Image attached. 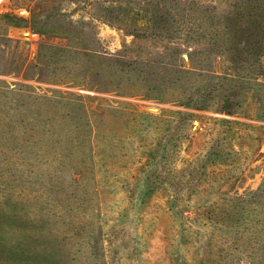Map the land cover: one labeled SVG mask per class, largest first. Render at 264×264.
I'll return each instance as SVG.
<instances>
[{
	"label": "rangeland",
	"instance_id": "374dc122",
	"mask_svg": "<svg viewBox=\"0 0 264 264\" xmlns=\"http://www.w3.org/2000/svg\"><path fill=\"white\" fill-rule=\"evenodd\" d=\"M4 14L0 264L245 262L244 220L190 211L264 181V0H0Z\"/></svg>",
	"mask_w": 264,
	"mask_h": 264
},
{
	"label": "trees",
	"instance_id": "16d2710c",
	"mask_svg": "<svg viewBox=\"0 0 264 264\" xmlns=\"http://www.w3.org/2000/svg\"><path fill=\"white\" fill-rule=\"evenodd\" d=\"M7 22V15H0L1 21ZM8 41L4 33L0 34V41ZM3 47H8L7 45ZM5 49L0 48V55L4 53ZM1 59V58H0ZM213 79H219V77L212 75ZM232 81V80H230ZM195 220H204L210 225H217L224 227H232L240 220H244L243 225L247 226L243 228V233L252 239L250 247L247 248V253L243 252L245 262L241 260L239 264H264V181L260 187L254 192H248L243 196L235 197V200L228 201H210L205 202V205L201 207H195L190 211ZM246 214L243 219V214ZM241 215L238 216V215ZM236 215L238 216L236 219ZM215 221V222H213ZM229 238L225 240L233 239L232 232H229ZM213 247H217V243L213 244ZM209 256H215L214 253H208ZM219 264V263H213Z\"/></svg>",
	"mask_w": 264,
	"mask_h": 264
}]
</instances>
